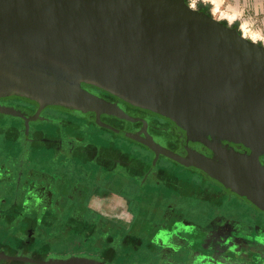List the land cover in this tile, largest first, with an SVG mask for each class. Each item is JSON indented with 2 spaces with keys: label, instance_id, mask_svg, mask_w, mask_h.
Instances as JSON below:
<instances>
[{
  "label": "flooded vegetation",
  "instance_id": "1",
  "mask_svg": "<svg viewBox=\"0 0 264 264\" xmlns=\"http://www.w3.org/2000/svg\"><path fill=\"white\" fill-rule=\"evenodd\" d=\"M86 88L129 119L55 107L30 120L35 102L0 99L19 113L0 112V264H264L262 210L126 134L184 156L207 148L166 117ZM105 202L124 212L97 208Z\"/></svg>",
  "mask_w": 264,
  "mask_h": 264
},
{
  "label": "water",
  "instance_id": "2",
  "mask_svg": "<svg viewBox=\"0 0 264 264\" xmlns=\"http://www.w3.org/2000/svg\"><path fill=\"white\" fill-rule=\"evenodd\" d=\"M187 6L185 0H0V99L35 102L30 120L55 107L94 112L98 121L101 114L129 119L90 86L166 117L211 156L188 148L184 156L151 138L126 136L156 158L203 171L264 212V45ZM37 264L105 263L76 256Z\"/></svg>",
  "mask_w": 264,
  "mask_h": 264
},
{
  "label": "crops",
  "instance_id": "3",
  "mask_svg": "<svg viewBox=\"0 0 264 264\" xmlns=\"http://www.w3.org/2000/svg\"><path fill=\"white\" fill-rule=\"evenodd\" d=\"M221 10L239 17L234 23L237 28L241 23L253 25L254 28H264V0H225ZM205 12L209 13L208 10ZM119 205L121 206V204L105 202L96 206L97 208L100 206L105 210L107 209L110 214L121 216L124 211L121 207H118Z\"/></svg>",
  "mask_w": 264,
  "mask_h": 264
},
{
  "label": "clouds",
  "instance_id": "4",
  "mask_svg": "<svg viewBox=\"0 0 264 264\" xmlns=\"http://www.w3.org/2000/svg\"><path fill=\"white\" fill-rule=\"evenodd\" d=\"M198 3L211 5L209 9V14L212 17L211 22L218 24L221 21H227V24L230 27L237 21V19H239L238 16L226 13L221 10L225 0H188V6L186 9L191 13L195 12L197 11ZM238 30L241 33V39L249 40L252 44H264V28H254L246 23H241L238 26Z\"/></svg>",
  "mask_w": 264,
  "mask_h": 264
},
{
  "label": "rangeland",
  "instance_id": "5",
  "mask_svg": "<svg viewBox=\"0 0 264 264\" xmlns=\"http://www.w3.org/2000/svg\"><path fill=\"white\" fill-rule=\"evenodd\" d=\"M186 3L188 4V0H186ZM205 7V8H207V10L209 11V9H210V7H211V5H204L203 3H198L197 4V9H198V7ZM221 22H224L225 24H227L226 22L227 21H221ZM228 25V24H227ZM232 27H237V26H235L234 24L233 25H231Z\"/></svg>",
  "mask_w": 264,
  "mask_h": 264
},
{
  "label": "built area",
  "instance_id": "6",
  "mask_svg": "<svg viewBox=\"0 0 264 264\" xmlns=\"http://www.w3.org/2000/svg\"><path fill=\"white\" fill-rule=\"evenodd\" d=\"M249 26H252L253 27V25H249Z\"/></svg>",
  "mask_w": 264,
  "mask_h": 264
}]
</instances>
